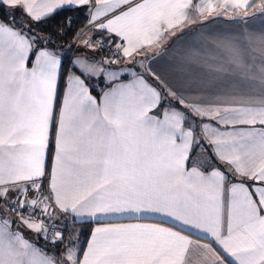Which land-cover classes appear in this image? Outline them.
Returning <instances> with one entry per match:
<instances>
[{
    "label": "snow or ice",
    "instance_id": "obj_1",
    "mask_svg": "<svg viewBox=\"0 0 264 264\" xmlns=\"http://www.w3.org/2000/svg\"><path fill=\"white\" fill-rule=\"evenodd\" d=\"M76 5L87 6L102 36L95 43L115 58L74 60L80 74L68 75L57 113L61 59L33 25ZM221 6L249 18L250 0ZM258 7L264 23V0ZM216 8L202 0H0L9 17L0 20V264H264V32L202 40L184 57L180 86L153 67L176 30ZM121 60L132 67L102 66ZM101 74L107 90L97 102L92 80ZM196 149L211 153L205 168ZM145 211L165 213L181 231L113 222ZM83 217L101 225L86 250L75 229L68 234ZM187 225L210 233L230 260L182 234ZM47 244L64 248L48 255Z\"/></svg>",
    "mask_w": 264,
    "mask_h": 264
},
{
    "label": "crops",
    "instance_id": "obj_2",
    "mask_svg": "<svg viewBox=\"0 0 264 264\" xmlns=\"http://www.w3.org/2000/svg\"><path fill=\"white\" fill-rule=\"evenodd\" d=\"M212 3L217 5L216 11L211 15L199 16L198 13V22L195 24H185L182 28L176 30L175 35H172L164 44L163 48L166 51L160 53V56L157 57L153 62V67L168 78L173 84L180 86L184 83L186 68L184 65V57L189 52L190 49L196 48L201 45L202 40H213L224 37H243L247 32H255L260 34L264 32V23H262V18L259 11V5L261 0H250L251 6L246 10L248 14V19H240L239 17L243 16L241 10H228L225 7H222L223 0H202V3ZM193 3H196V0H193ZM75 9L79 14H81L86 19V32L84 37L81 40V48L78 52L74 53L71 57H68V62L65 65V59L68 56L67 49H64L61 45L54 44L45 46L49 50L56 52L62 63V74L58 76V94H57V113L60 110V105L63 102L64 96L68 89V75L74 74L79 75V71L73 66V61L77 58H87L88 60L102 61L105 59V54L100 50L96 45L93 44L92 38L95 34L99 33L98 30L92 27L89 23V12L87 6L76 5L74 7H65ZM63 9V8H62ZM27 21L28 17L25 16ZM1 20V19H0ZM31 22V21H30ZM87 41V42H85ZM93 47H89V45ZM158 51V50H156ZM70 55V54H69ZM139 58V57H137ZM32 64L29 63L28 67H31ZM110 71H118L121 68H130L132 67V62L121 60L120 63L113 65H102ZM125 82L128 79H131L130 76L122 77ZM92 84H97L98 87L92 89L91 95L94 96L97 102L100 101L101 94L103 91H106L107 88L104 84L103 74L98 79H93ZM153 113H150L152 115ZM198 121H195V124ZM200 124V122H199ZM185 128L188 127L187 124L184 125ZM197 136L198 134L195 133ZM55 135L54 128L50 132L49 137V147L46 153V168L48 171L51 170L53 156L55 152L53 138ZM179 142V140L177 141ZM204 143V142H203ZM207 158L210 156L208 152ZM198 166L205 168L206 165H203L199 162ZM191 165H189L190 167ZM3 203L2 201H0ZM137 216L143 215V219H126L119 218L114 219L113 222L117 223H147V224H160L163 227L173 228L175 231H181L180 222H176L174 218L168 217L165 213H156L145 211L144 213L136 214ZM71 218V217H70ZM77 223H91L93 225L92 231L89 234L90 239L92 232L95 227L101 226L97 223L89 220L87 217L81 218ZM182 234L189 236V239L193 241H198L200 244H211V246L216 249L220 256L229 261L230 258L221 251L220 247L214 242L210 233L204 232L202 229H196L191 225L183 226ZM29 239H35L34 234L31 231L25 233ZM39 244V242H38ZM40 245V244H39ZM87 248V243L84 247V250ZM49 253V252H48ZM194 256L198 258H204L203 252L201 250H193ZM49 255V254H48ZM234 264V262H231Z\"/></svg>",
    "mask_w": 264,
    "mask_h": 264
},
{
    "label": "trees",
    "instance_id": "obj_3",
    "mask_svg": "<svg viewBox=\"0 0 264 264\" xmlns=\"http://www.w3.org/2000/svg\"><path fill=\"white\" fill-rule=\"evenodd\" d=\"M16 17L19 20L27 21L25 19V15L20 11L16 12ZM0 19L8 20L9 17L3 15V13L0 12ZM69 19H71L70 27L68 26ZM27 22L31 24L30 21ZM16 27H20V25L17 24ZM33 28L35 33H38L41 37L47 39V42L44 44V46L58 44L61 45L64 49H67L68 56L64 61L65 65H67L66 63L68 62L69 53L73 43L77 40L80 33H82L86 29V19L81 14H79V12H77L75 9L63 8L58 10L56 13L52 14L50 18L45 19L42 23L33 25ZM100 34L101 33L99 32L95 35H100ZM196 121H198L196 122V125H198L200 120L197 119ZM196 133L198 134V136L200 135L199 128H197ZM203 142L204 141H201V143ZM197 150L198 149L194 151L193 155L196 153ZM208 153L211 155L210 152ZM92 228L93 225L91 223L74 224L73 229H75V231L79 233L78 239L81 241V245L79 246L81 249H84L88 241L89 234L92 231ZM38 242L40 245H44L43 240H39ZM45 248L47 250H51L49 251V253L55 252L54 247H52L49 244L45 245Z\"/></svg>",
    "mask_w": 264,
    "mask_h": 264
},
{
    "label": "built area",
    "instance_id": "obj_4",
    "mask_svg": "<svg viewBox=\"0 0 264 264\" xmlns=\"http://www.w3.org/2000/svg\"><path fill=\"white\" fill-rule=\"evenodd\" d=\"M85 32H86V29L81 33V35L73 43V45L71 47V50H70V53H69L70 57L74 53H76V52H78L80 50V48H81L80 43H81L82 38L84 37ZM98 39H102L101 34L93 36V38H92L93 44L96 45L100 50H102L104 52L105 58H113L114 59L115 57H112V55H111L112 49L107 48V47H102L100 44L95 43ZM104 43H108V42L104 41ZM44 186H45V188H47V177H45ZM68 219H71V218L69 217ZM73 226H74V224H69V226H68V234H71ZM49 245L54 247V251H55L54 253H56V254L61 253L63 251V248H64V245H59V246H56V245H53V244H49Z\"/></svg>",
    "mask_w": 264,
    "mask_h": 264
},
{
    "label": "rangeland",
    "instance_id": "obj_5",
    "mask_svg": "<svg viewBox=\"0 0 264 264\" xmlns=\"http://www.w3.org/2000/svg\"><path fill=\"white\" fill-rule=\"evenodd\" d=\"M80 35H81V33H80ZM80 35H79V36H80ZM201 151H202L201 149H198V150L196 151V153L194 154V156L197 157V162L203 164V160L206 159V158H203V157L207 156V153L204 152L203 156H200ZM203 165H204V164H203ZM0 204H2V203L0 202ZM77 243L79 244V246L81 245V241H80L79 239H78ZM53 253H54V252H53ZM53 253H48V254H49V255H52Z\"/></svg>",
    "mask_w": 264,
    "mask_h": 264
}]
</instances>
